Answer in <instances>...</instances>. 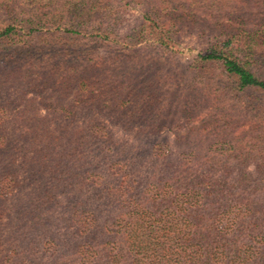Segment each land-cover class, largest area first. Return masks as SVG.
Segmentation results:
<instances>
[{
	"label": "trees",
	"instance_id": "16d2710c",
	"mask_svg": "<svg viewBox=\"0 0 264 264\" xmlns=\"http://www.w3.org/2000/svg\"><path fill=\"white\" fill-rule=\"evenodd\" d=\"M124 1L33 0L35 7L23 3L18 12V0H0V46L10 43L6 57L0 51V230L11 234L9 245L0 247V264H42L63 251L78 264L104 258L105 264H264V221L255 223L261 234L256 229L246 234L248 242L226 237L234 226L243 231L255 214L263 220L264 201L249 194L239 199L232 218L223 214L224 226L223 216L204 201L221 193L211 178L222 179L220 170L233 173L226 159L212 154V148L204 154L173 151L152 139L150 154L163 158L148 171L149 187L139 190L134 173L147 149L130 151L129 141L109 125H139L135 136L151 139L165 128L176 131L181 123L196 122L198 110L214 97L217 118L230 112L248 117L249 127L263 125L250 114L264 116V0H149L144 21L135 28L146 40L164 46L171 33L187 29L210 41L207 50L185 64L186 81L177 82L162 99L169 101V109L157 100L155 85L142 92L149 100H137L132 79L147 71L130 77L124 69L131 60L142 67V50H93L116 38ZM16 36L21 42L12 41ZM51 36L59 39V49L50 45ZM38 43L50 45L51 54L34 49ZM170 53L175 56L176 50ZM29 93L34 96L24 99ZM218 95L242 111L219 110L224 106L217 104ZM155 106L159 114L153 113ZM83 110H95L108 123L91 117L78 125L76 113ZM176 114L183 115L181 120ZM54 119L59 127H53ZM220 145L217 149L228 144ZM253 149L242 143L234 152L247 161ZM58 207L60 216L54 214ZM110 221L117 245L108 250ZM5 238L0 233V242ZM42 242L50 248L38 258H18L35 253Z\"/></svg>",
	"mask_w": 264,
	"mask_h": 264
},
{
	"label": "rangeland",
	"instance_id": "374dc122",
	"mask_svg": "<svg viewBox=\"0 0 264 264\" xmlns=\"http://www.w3.org/2000/svg\"><path fill=\"white\" fill-rule=\"evenodd\" d=\"M23 3H26L29 9L35 7L33 0H18L16 6L18 12L21 11ZM149 8V0H125L124 8L120 13V15L122 16V20L120 25L118 26L116 38L108 40L105 44H102L100 48L95 49L98 47L97 46L93 50H142L140 52V59L143 64L142 67H135L136 65L133 63V60H131L127 63V67L125 65L126 68L124 70L130 77H133L134 75H140L143 70L147 71V73L142 74V77H140L139 80L136 78L132 79L137 83L136 93L140 94L137 98L138 101H142L144 99L149 100L148 98H146V94L142 92L148 91L149 86L155 85V95L157 96V100H160V102H162V99L168 95V91H170V88L175 89L174 85L177 82L182 80L186 81V72L184 70L185 64L188 63L199 52L207 50L210 41L208 39H205L203 36L196 33L195 31L194 33L192 31L187 32V29L182 30L178 34L171 33L169 36L166 37V44L164 46H161L154 41L146 40L144 37L145 35L138 34L135 28L136 26H138V24L144 21L143 15L149 10ZM2 14L3 13L0 12V16ZM19 30H21V32L25 31L22 26H19ZM12 41L21 42L18 36H16L15 39ZM50 41V45H54L52 46L53 49H59L61 47V44L57 43L59 39H56L55 36H51ZM9 44V42H6L4 43V45L0 46L1 48L4 47V50L0 51H2V53H5L6 50H10ZM43 44L38 43V45L34 46V49L43 47L47 53L51 54V51L47 50L48 46L50 45ZM174 50H176V54L175 56H171L172 54L170 52ZM6 54L7 53L4 54V57H6ZM39 60L42 62L45 61L43 57ZM56 62L57 61L51 63V66H54ZM136 71L138 74L135 73ZM214 74H218V71ZM6 76L8 77V75ZM157 81L161 82V88L160 86H157L155 84L157 83ZM203 91L206 92V90ZM2 93H0V95ZM209 93L206 92V95L208 96ZM33 96L34 94L29 93L27 96H25L24 99H29ZM13 97L14 93L11 94V98L15 99ZM40 97V95L36 94L37 99H39ZM215 101L216 99L214 97L210 101L209 105L204 106L202 110H198V120L196 122L190 121L189 124L181 123L179 129L176 131H171L165 128L162 130V132H160V134H152L153 136L151 139H146L144 137L140 140V138L135 136L136 133H138V131L140 130L139 125L136 127L128 128L117 125L115 123L109 125L111 130H113V132L119 138L124 141H129V143H127V146L128 148L131 147L130 151L133 150L134 153L136 152V149H132L134 146H137V148L139 149L138 151H140V149H147L145 152H143L147 153V156L138 157V159L140 160V171L134 173L136 177L140 179L139 190L149 187L146 186L149 182H151L149 180V176L151 175L148 171L154 168L156 159L163 158V156L157 154H150L152 151V145L154 140L155 144L158 143L160 147H168L169 149H173V151L183 149L198 150L199 152L204 154L206 150L212 148V154L217 155L219 159H226V161H228L230 166L232 167L233 173H230L232 175L227 174L224 170H220L217 175H221L222 179L211 178L217 181L216 186H218L219 192L221 191V193L220 196L216 198L213 196L215 192L213 194H209L204 200L206 205H208L209 201V203L214 207L215 212L223 216L222 218H220V226H224L226 219L223 214L227 213L226 216L232 218L233 213L237 211L239 199L249 194L256 196V198L259 197V200L261 199L264 201V116L262 115L261 111H253L250 114L254 121L263 124L259 127H253V125L255 124H253L252 126L250 125L251 127H249L250 119L248 117L246 118L245 116H242L236 118V116L238 115L230 112L224 113L226 117L222 116L219 119L212 113L216 109L212 107L215 104ZM53 102L55 104H58L61 101L53 98ZM233 103L234 101H232L231 99L218 95L217 104L224 106L218 107L219 110H233L236 111L238 114L242 111V108L234 105ZM162 104L165 108H170L169 101H167L166 103L162 102ZM129 112L131 113L132 111ZM136 112L143 113V110L137 109ZM154 112L155 114H159V111L156 106L155 110H153V113ZM3 113L4 111H0V114ZM6 113L12 114L13 111L8 110L6 111ZM42 113H48L47 109L42 108ZM176 115L177 116H174V118H178V120H181V116L183 115ZM91 117L104 119L105 123H108L107 117H103L101 114L96 113L95 110H83L82 113H76V119L78 120L77 124L82 125L86 120ZM215 120H219L220 123L217 124ZM244 122L246 126H238L242 123L244 124ZM58 123L59 121L54 119L53 127H59L60 124ZM141 129L146 131L143 126ZM223 142H227L228 144L225 149H217V147H221L220 144ZM242 143L247 144L248 147H254L255 145V149L251 150L250 152L248 150H245L248 151L247 161L242 160L244 158L240 155L239 152H234V148L237 147L238 144ZM218 164L221 165V162H219ZM259 166H262V168H260ZM130 171L133 173L131 169ZM237 179H239L240 181L239 187L235 185V181L238 182ZM222 184H224L223 187ZM10 193L12 194L13 192ZM59 198H62V196L60 195ZM151 205H153L152 202ZM151 209L155 210V205L154 208ZM7 213L12 214L9 213V211H7ZM54 214L60 216L61 209L58 207L56 210H54ZM109 214H112L111 210ZM6 218L7 215L4 220H6ZM258 218L259 214H255L254 218L251 220L252 224L247 223L246 226L243 227V231H241V228L240 230H238L237 227L234 226L233 228L236 229L230 232L228 236H226L227 239H230L231 241H237V243L246 241L248 242V237L246 236L247 233H253L252 231L256 229L255 232L261 234L263 232L261 227H257L255 223L257 224V222H263L264 219L257 220ZM107 226L108 229L110 228L109 234L106 235V239L111 241V243L107 247V249L109 250L112 249L113 246L117 245V243L114 242L115 240H117V234L115 231V227L112 225V221H110ZM0 233L6 237L4 241L0 242V247L9 245L10 241L8 240V236L11 235L10 230L8 229L5 232H2L0 230ZM14 241L19 243L21 242V238H15ZM42 243L43 244L40 245V247L36 250L35 253H32L30 255H23L22 257L18 258H34L35 256H37L38 258V256L41 255V252L43 253L46 249L50 248L49 244L44 242ZM13 247H15V245H13ZM57 248L61 249V247ZM116 250L118 249H115V251ZM54 261H57L61 264H78L76 257L69 255V253L66 254L65 251L61 253H56L55 255H49L47 259L43 258V261L41 263L53 264ZM16 262L20 263L22 262V259H19ZM95 262H97V264H105V258L102 261H98L96 259L93 263ZM25 264L29 263L27 262Z\"/></svg>",
	"mask_w": 264,
	"mask_h": 264
}]
</instances>
